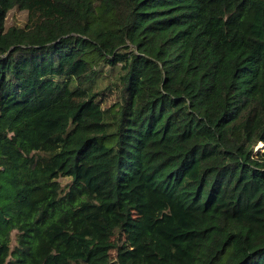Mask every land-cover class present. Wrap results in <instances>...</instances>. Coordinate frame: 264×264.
<instances>
[{"label":"trees","instance_id":"trees-1","mask_svg":"<svg viewBox=\"0 0 264 264\" xmlns=\"http://www.w3.org/2000/svg\"><path fill=\"white\" fill-rule=\"evenodd\" d=\"M259 144L264 0H0V264H264Z\"/></svg>","mask_w":264,"mask_h":264},{"label":"rangeland","instance_id":"rangeland-1","mask_svg":"<svg viewBox=\"0 0 264 264\" xmlns=\"http://www.w3.org/2000/svg\"><path fill=\"white\" fill-rule=\"evenodd\" d=\"M26 21H27V14L26 13H22V12H19V11H13V12H11L8 15V23L9 24H13V23L23 24ZM104 99L106 100V103L104 104V107H105L106 105H110L111 104V101L114 99V96L112 94H108L107 96L104 97ZM256 149L257 150H263L264 149V145H258ZM61 181H62L63 185H65L68 182L67 179H62ZM116 254H117L116 250L111 251L112 258H115Z\"/></svg>","mask_w":264,"mask_h":264},{"label":"bare ground","instance_id":"bare-ground-1","mask_svg":"<svg viewBox=\"0 0 264 264\" xmlns=\"http://www.w3.org/2000/svg\"><path fill=\"white\" fill-rule=\"evenodd\" d=\"M259 145H262V144H259Z\"/></svg>","mask_w":264,"mask_h":264}]
</instances>
